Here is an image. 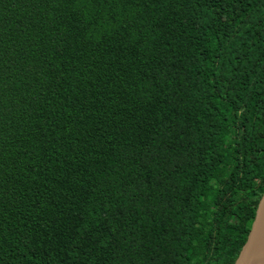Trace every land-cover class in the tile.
<instances>
[{
    "label": "trees",
    "instance_id": "16d2710c",
    "mask_svg": "<svg viewBox=\"0 0 264 264\" xmlns=\"http://www.w3.org/2000/svg\"><path fill=\"white\" fill-rule=\"evenodd\" d=\"M263 192L264 0H0V264H234Z\"/></svg>",
    "mask_w": 264,
    "mask_h": 264
},
{
    "label": "water",
    "instance_id": "95a60500",
    "mask_svg": "<svg viewBox=\"0 0 264 264\" xmlns=\"http://www.w3.org/2000/svg\"><path fill=\"white\" fill-rule=\"evenodd\" d=\"M264 218V192L258 203L254 221L252 223L251 230L249 232L248 238L243 245L237 259L234 264H250L252 254L258 244L260 228L262 225V219Z\"/></svg>",
    "mask_w": 264,
    "mask_h": 264
},
{
    "label": "bare ground",
    "instance_id": "6f19581e",
    "mask_svg": "<svg viewBox=\"0 0 264 264\" xmlns=\"http://www.w3.org/2000/svg\"><path fill=\"white\" fill-rule=\"evenodd\" d=\"M250 264H264V218L260 228L259 241L252 254Z\"/></svg>",
    "mask_w": 264,
    "mask_h": 264
},
{
    "label": "rangeland",
    "instance_id": "374dc122",
    "mask_svg": "<svg viewBox=\"0 0 264 264\" xmlns=\"http://www.w3.org/2000/svg\"><path fill=\"white\" fill-rule=\"evenodd\" d=\"M248 211H249V212H251V211H252V209H248Z\"/></svg>",
    "mask_w": 264,
    "mask_h": 264
}]
</instances>
